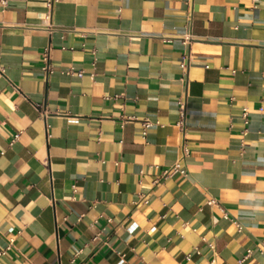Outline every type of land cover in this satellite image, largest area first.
<instances>
[{
	"label": "crops",
	"instance_id": "obj_1",
	"mask_svg": "<svg viewBox=\"0 0 264 264\" xmlns=\"http://www.w3.org/2000/svg\"><path fill=\"white\" fill-rule=\"evenodd\" d=\"M2 250L264 264V0L0 1Z\"/></svg>",
	"mask_w": 264,
	"mask_h": 264
},
{
	"label": "built area",
	"instance_id": "obj_2",
	"mask_svg": "<svg viewBox=\"0 0 264 264\" xmlns=\"http://www.w3.org/2000/svg\"><path fill=\"white\" fill-rule=\"evenodd\" d=\"M2 4H5L6 3V0H0ZM57 0H46V7L49 9L50 12H52V9H53V6H54V3L56 2ZM49 52H50V48H47L45 50V53H44V56H43V60H44V65H43V70L45 71V73L48 75L51 71H52V68H51V64H50V61H49ZM188 61L187 60H184V62L182 63V66L184 69H186L188 67ZM70 74H74L75 71L74 69H71L69 71ZM77 75H82V71H79L76 73ZM185 114H186V107H185V104L183 102H180V119L178 121V126L183 129L184 128V125H185ZM243 116L245 119H247L248 117V109L247 108H244L243 109ZM151 125H153V123L149 120V119H146L145 121H143V126H144V133H146V129L149 128ZM20 132H17L15 133L12 138L9 140L8 144L9 146H13L15 144V142L19 139L20 137ZM184 150V153L186 154L188 152V149L186 146H184L183 148ZM175 173H180V174H186V170L184 169H180L178 167V165H175L170 171H166L165 172V175H169V174H175ZM144 202H147V199H144ZM210 203H214L213 200L209 201ZM239 226V229L241 228V226L239 224H237ZM136 225H132L130 227V231H132L134 228H135ZM95 238H93V240H95ZM13 242H14V239H10L9 241V244H8V247L6 250L10 249L12 246H13ZM213 247V246H212ZM6 250H2L0 251V256L3 255ZM81 252V249H77L75 250V256H77L79 253ZM248 253H250V251H248Z\"/></svg>",
	"mask_w": 264,
	"mask_h": 264
}]
</instances>
